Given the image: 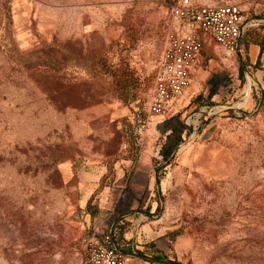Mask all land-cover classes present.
Masks as SVG:
<instances>
[{
  "label": "rangeland",
  "instance_id": "1",
  "mask_svg": "<svg viewBox=\"0 0 264 264\" xmlns=\"http://www.w3.org/2000/svg\"><path fill=\"white\" fill-rule=\"evenodd\" d=\"M172 1L0 0V264H82L110 210L139 224L126 264H264V50L252 43L264 28L234 53L206 42L197 89L153 116ZM191 1L237 4L264 23V0ZM217 103L233 108L192 115L194 137L183 132L185 147L164 161L171 129ZM143 153L157 188L125 177L105 201L114 169L125 172L124 158L142 166ZM169 231L181 233L169 241Z\"/></svg>",
  "mask_w": 264,
  "mask_h": 264
},
{
  "label": "built area",
  "instance_id": "2",
  "mask_svg": "<svg viewBox=\"0 0 264 264\" xmlns=\"http://www.w3.org/2000/svg\"><path fill=\"white\" fill-rule=\"evenodd\" d=\"M169 20L146 109L153 116L167 115L173 102L186 91L192 73L200 63V52L205 41L216 42L226 52L234 53L246 29L254 25L253 22L245 21L237 4L210 6L195 4L191 0H173L169 6ZM185 24L189 27L183 29ZM232 108L233 106L217 103L202 106L190 114L185 123L188 141L197 132V123L191 124L189 121L192 115L197 119L210 117ZM185 143L187 141L182 139L177 150L184 148ZM125 263L126 255L117 241L114 219L109 217L103 227L96 226L87 237L82 264Z\"/></svg>",
  "mask_w": 264,
  "mask_h": 264
},
{
  "label": "crops",
  "instance_id": "3",
  "mask_svg": "<svg viewBox=\"0 0 264 264\" xmlns=\"http://www.w3.org/2000/svg\"><path fill=\"white\" fill-rule=\"evenodd\" d=\"M248 22H250V21H248ZM254 25H256V24H254ZM184 26L185 27L183 29L189 27L186 24ZM206 42H209L208 44L214 43L213 41L207 40V41H205L203 43L202 47H204ZM214 45H215L214 46L215 49H223L216 42L214 43ZM202 49L203 48H201V51H202ZM200 63H199L197 68L192 73V81H193V83H191L186 88V91L183 93L182 96H180L179 98H177L173 102V104L171 105L170 109L173 106H175V104H180L181 102H185L189 98V95L195 89H197V85H196L197 84V79H199L202 76V72L199 70ZM213 105H215V104H213ZM170 109H169V111H170ZM151 157H152L151 154L143 153L142 156L139 157V159H140L139 161H140L142 166H138L139 164L137 163V166H135L134 168L131 166L132 164H130L131 163L130 162L131 161L130 158H124L125 161H123V160L122 161L126 162L125 167H127L125 169V172L120 167H117V168L114 169V172H113L114 181L112 182V188L105 187V188H107V190L101 191V193H100L101 197L104 198L105 201L106 200L110 201L113 198L115 188H117L118 186L121 185V183L124 181L125 177L127 178L126 180L128 181V184L132 185L135 190L146 191L147 194H150V192H152L154 188H157V183H158V179H159V176L156 174V171L153 169L151 164L147 163V160L150 159ZM128 166H129V168H128ZM109 189H111V191ZM110 205H111V203H109L107 206L111 207ZM133 213H134V211H132V210H130V212H128V211L127 212H123L120 215V217L117 218V221L114 220L115 226H117L118 224L123 225V236L125 237V239L127 241L126 245H128V246L135 245V244H137V241H138V238H135L132 234H129L130 233V226H132V225L136 226L138 224L137 223V219H134V218L131 217V215ZM114 216H116V215L115 214L112 215V210H110V212H108V214H107V216H105V218H103V219L100 218L99 219L98 225H96V226H98L99 228L103 227V225L107 221V219L109 217L114 219ZM140 229L143 232L144 236L150 237V235L147 232L148 229H149V225L148 224L140 225ZM145 232L147 233V235L145 234ZM138 237H140V236H138ZM155 243H156V247L159 248V246L157 245V241H155ZM125 255H126V259H129V257H127V256H131L132 253L131 254H125Z\"/></svg>",
  "mask_w": 264,
  "mask_h": 264
},
{
  "label": "trees",
  "instance_id": "4",
  "mask_svg": "<svg viewBox=\"0 0 264 264\" xmlns=\"http://www.w3.org/2000/svg\"><path fill=\"white\" fill-rule=\"evenodd\" d=\"M259 26L260 28H264V23H257L256 25H250L246 31L244 32L243 36L240 38L239 40V44H238V49L237 51L240 50L241 47V43L242 40L244 38V35L248 32V30H250L253 27ZM253 44L259 46L260 48V52L264 50V31L262 33V35L260 36V39H255L252 42ZM206 120H208V117H204ZM199 129V128H198ZM185 132V126L183 124H178L176 126H174L170 133L166 136V139L164 141V143L162 144L160 150H159V154L161 155L162 159L164 161H169L172 158L175 157L176 154V150L178 148V144L182 141V133ZM181 232H173V231H169L167 233V235H169V241H173L175 240L176 236L179 235ZM115 235L117 236V241L119 243L120 249L123 252V254H131L134 253V251H137L136 244L132 245V246H128L127 241L125 239V237L123 236V225L118 224L117 226H115ZM156 258L158 259H163L165 258V256H157ZM176 264H181L178 263L177 261H174ZM186 264H190V263H186Z\"/></svg>",
  "mask_w": 264,
  "mask_h": 264
},
{
  "label": "water",
  "instance_id": "5",
  "mask_svg": "<svg viewBox=\"0 0 264 264\" xmlns=\"http://www.w3.org/2000/svg\"><path fill=\"white\" fill-rule=\"evenodd\" d=\"M162 262H164V263H169V262H167V261H164V260H161ZM161 261H158V262H161Z\"/></svg>",
  "mask_w": 264,
  "mask_h": 264
}]
</instances>
